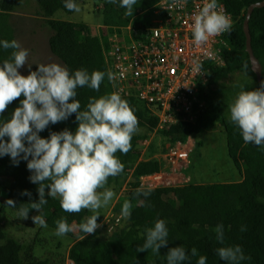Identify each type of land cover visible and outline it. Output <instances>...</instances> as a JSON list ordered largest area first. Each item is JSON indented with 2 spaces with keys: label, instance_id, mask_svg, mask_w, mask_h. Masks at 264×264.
I'll return each mask as SVG.
<instances>
[{
  "label": "trees",
  "instance_id": "obj_1",
  "mask_svg": "<svg viewBox=\"0 0 264 264\" xmlns=\"http://www.w3.org/2000/svg\"><path fill=\"white\" fill-rule=\"evenodd\" d=\"M35 1L38 13L46 18L76 9L70 0ZM219 1L235 23L225 36L229 46L225 65L207 66L205 88L212 93L234 72L255 76L242 23L247 7L261 0ZM22 2L0 3V200L26 216L38 212L44 225L64 235L72 234L74 222L84 236L103 217L87 208L73 210L53 193L103 189L118 184L130 170L135 178L159 173L157 160H136L134 150L145 136L141 130L152 132L156 119L136 99L112 97L101 43L107 45L108 39L100 38L106 31L101 29L99 36L81 23L49 20L53 30L49 48L67 70L58 98L45 91L38 68L31 80L14 84L18 49L10 15ZM106 2L127 18L134 15L124 0ZM147 21L136 18L133 26L145 27ZM249 30L264 85V7L253 10ZM260 88L262 94L250 119L226 121L220 103L212 99L196 122L162 130L176 141L221 123L228 156L242 173L240 181L154 188L135 183V194L115 209L128 213V231L155 224L153 240L84 238L69 250L72 263L264 264V88ZM102 106L108 109L104 119L99 117ZM20 252L19 243L7 239L0 246V264H20Z\"/></svg>",
  "mask_w": 264,
  "mask_h": 264
},
{
  "label": "rangeland",
  "instance_id": "obj_2",
  "mask_svg": "<svg viewBox=\"0 0 264 264\" xmlns=\"http://www.w3.org/2000/svg\"><path fill=\"white\" fill-rule=\"evenodd\" d=\"M2 0H0L1 3ZM107 0H70L75 6V12L65 14L56 12L51 18H46L38 13L35 0L23 2L11 12L10 20L13 35L18 49L16 67L13 70V82L18 84L32 79L34 68L42 72L43 87L49 96L58 98L65 82L67 70L63 62L56 57L49 48V40L53 30L49 20H64L87 25L93 34L105 30L101 40L108 39L114 32H124L128 25H133L134 20L146 17V12L152 6L153 0H124L129 12L133 16L126 17L115 6L107 5ZM110 28L114 31L110 32ZM112 33V34H111ZM206 83V82H205ZM205 83L200 87L203 102L217 100L220 103L223 118L231 121L236 118L250 119L254 107L262 94V90L255 76L249 72H234L224 78L211 90L205 88ZM107 107L99 109V117L104 119ZM145 135L135 145L136 160H160L172 146L189 149V158L175 166L161 163L162 176L135 178L132 170L126 174L118 184L82 192H54L58 198L69 202L71 208H87L101 217L109 211L120 217L117 224L110 226L99 224L84 236L78 233V227L73 222L70 224L71 235H64L43 224L38 212L32 216L23 215L6 207L0 200V246L7 239L16 240L21 246L20 264H69V250L78 240L87 238L95 240H116L123 237L128 241L153 240L155 224H143L128 231V213L118 211L115 206L126 201L129 195H134L135 183L140 188H154L159 186H182L196 183H226L237 182L242 179V173L233 165L228 156L226 133L221 123L216 122L212 127L186 136L181 144H176L170 134L162 131L150 132L141 130ZM241 171L244 163L240 162ZM8 184L9 178H4Z\"/></svg>",
  "mask_w": 264,
  "mask_h": 264
},
{
  "label": "built area",
  "instance_id": "obj_3",
  "mask_svg": "<svg viewBox=\"0 0 264 264\" xmlns=\"http://www.w3.org/2000/svg\"><path fill=\"white\" fill-rule=\"evenodd\" d=\"M146 15L145 27L128 25L124 32H114L107 45L101 42L111 95L144 105L156 119L153 132L194 123L207 110L200 95L207 66L225 65V36L235 19L219 0H156ZM176 146L162 162L157 160L160 165L175 166L189 158V149ZM119 221L109 211L100 223Z\"/></svg>",
  "mask_w": 264,
  "mask_h": 264
},
{
  "label": "water",
  "instance_id": "obj_4",
  "mask_svg": "<svg viewBox=\"0 0 264 264\" xmlns=\"http://www.w3.org/2000/svg\"><path fill=\"white\" fill-rule=\"evenodd\" d=\"M264 7V0H261L259 2H255L251 5H249L246 9V15L242 23V29L245 35V47L246 51L249 56L250 64H251V69L253 73L256 76V80L258 81L259 85L264 88L263 83L261 82V68L258 63V60L256 56L253 53L252 45H251V34L249 30V19L251 17V14L255 8H261Z\"/></svg>",
  "mask_w": 264,
  "mask_h": 264
},
{
  "label": "crops",
  "instance_id": "obj_5",
  "mask_svg": "<svg viewBox=\"0 0 264 264\" xmlns=\"http://www.w3.org/2000/svg\"><path fill=\"white\" fill-rule=\"evenodd\" d=\"M158 175H159V174H158ZM160 175H162V173H161ZM150 176H153V175L142 176V177H140L139 179H141V178H147V177H150Z\"/></svg>",
  "mask_w": 264,
  "mask_h": 264
}]
</instances>
